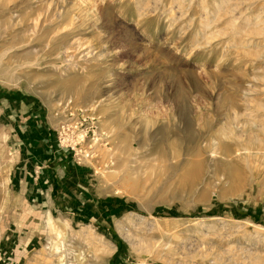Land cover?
<instances>
[{
    "label": "rangeland",
    "instance_id": "1",
    "mask_svg": "<svg viewBox=\"0 0 264 264\" xmlns=\"http://www.w3.org/2000/svg\"><path fill=\"white\" fill-rule=\"evenodd\" d=\"M0 264H264V0H0Z\"/></svg>",
    "mask_w": 264,
    "mask_h": 264
},
{
    "label": "crops",
    "instance_id": "2",
    "mask_svg": "<svg viewBox=\"0 0 264 264\" xmlns=\"http://www.w3.org/2000/svg\"><path fill=\"white\" fill-rule=\"evenodd\" d=\"M52 134H53V130H51L49 132V137H48V142L49 143H48V146H47L48 149H44V143L43 142L47 141L46 139H44V141L41 139L42 141H40L39 144H37V141H36L37 139L36 138L31 139L30 141H28V146H27V150L29 152L33 151L34 153H38L39 152V151L37 152L36 149L40 150V148H43V150L45 152L49 153V157L48 158H50L49 161H51L50 162L51 164H53L55 162V161H52L53 159H55L56 157H59L61 155L60 151L57 149V147L55 145V139H54V136ZM29 158H30V161L33 162V158H35V157H34V155L32 157V155L30 154ZM35 161H37V160H35Z\"/></svg>",
    "mask_w": 264,
    "mask_h": 264
},
{
    "label": "built area",
    "instance_id": "3",
    "mask_svg": "<svg viewBox=\"0 0 264 264\" xmlns=\"http://www.w3.org/2000/svg\"><path fill=\"white\" fill-rule=\"evenodd\" d=\"M56 142H58L59 143V145L61 146V148H62V146H64V145H62L63 144V141H62V139L61 138H59L58 137V139L56 140ZM68 147V145H65L64 147ZM72 148V147H71Z\"/></svg>",
    "mask_w": 264,
    "mask_h": 264
}]
</instances>
